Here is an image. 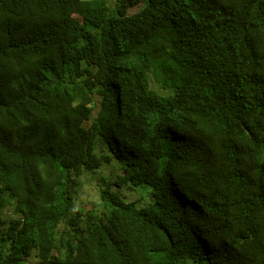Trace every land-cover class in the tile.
Here are the masks:
<instances>
[{"label": "trees", "instance_id": "obj_1", "mask_svg": "<svg viewBox=\"0 0 264 264\" xmlns=\"http://www.w3.org/2000/svg\"><path fill=\"white\" fill-rule=\"evenodd\" d=\"M0 264H264V0H0Z\"/></svg>", "mask_w": 264, "mask_h": 264}, {"label": "rangeland", "instance_id": "obj_2", "mask_svg": "<svg viewBox=\"0 0 264 264\" xmlns=\"http://www.w3.org/2000/svg\"><path fill=\"white\" fill-rule=\"evenodd\" d=\"M142 2V0H124L125 7H134ZM106 169H110L109 166L104 165ZM97 183L98 181L93 180H83V190L79 197V202L83 204L87 209H92L94 207L100 206L101 200L97 193Z\"/></svg>", "mask_w": 264, "mask_h": 264}]
</instances>
